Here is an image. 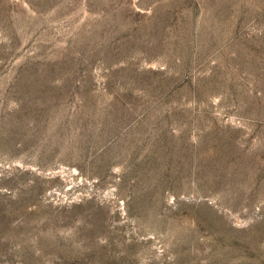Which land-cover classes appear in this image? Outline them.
<instances>
[{
	"label": "rangeland",
	"instance_id": "374dc122",
	"mask_svg": "<svg viewBox=\"0 0 264 264\" xmlns=\"http://www.w3.org/2000/svg\"><path fill=\"white\" fill-rule=\"evenodd\" d=\"M0 264H264V0H0Z\"/></svg>",
	"mask_w": 264,
	"mask_h": 264
}]
</instances>
